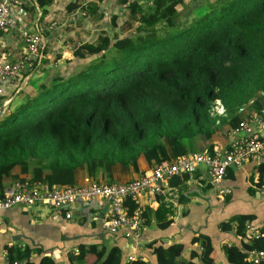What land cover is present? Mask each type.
<instances>
[{"label": "trees", "instance_id": "1", "mask_svg": "<svg viewBox=\"0 0 264 264\" xmlns=\"http://www.w3.org/2000/svg\"><path fill=\"white\" fill-rule=\"evenodd\" d=\"M37 1L43 6L47 0ZM122 3L137 18L134 31L81 45L74 55L88 62L67 76L50 78L0 117V195L3 177L13 175L15 167L49 186L75 184L83 168L93 177L103 170L106 183H113L117 165L138 171L141 157L149 165L173 161L197 152L198 138L209 142L212 152L216 130L236 127L241 105L251 99L258 108L264 103V0H228L200 15H193L185 0ZM85 9L98 11L94 4ZM255 180L257 187L264 185V164ZM126 206L129 214L139 207L131 200ZM156 211L172 213L164 205ZM141 216L144 222L142 211ZM253 219L237 215L221 224L223 231L234 229L244 244L224 247L228 264H264V258L254 263L249 257L252 251L264 252V222L252 225ZM169 224L166 217L161 225ZM193 243L202 251L192 249L187 257L180 243L150 247L157 264H217L210 237L199 235ZM8 249L9 260L33 264L29 250ZM89 253H102L106 264L122 261L119 248L96 246H80L75 259ZM39 264L57 263L44 257Z\"/></svg>", "mask_w": 264, "mask_h": 264}, {"label": "crops", "instance_id": "2", "mask_svg": "<svg viewBox=\"0 0 264 264\" xmlns=\"http://www.w3.org/2000/svg\"><path fill=\"white\" fill-rule=\"evenodd\" d=\"M226 1L185 0L191 6L193 15L205 13L212 5ZM23 2L26 15L20 23L39 33L44 46V58L37 70L25 74L23 79L15 80L12 85H5L6 94L0 98L3 115L27 101L50 78L56 75L67 76L78 65L88 62V59H79L74 55L81 45H96L107 36L111 39L115 35L124 36L127 28H135L137 22L136 19L131 20V14L122 0H47L43 6L37 0ZM73 4L78 7L70 10ZM88 4H94L98 11L88 13V9H85ZM115 16L118 23L116 27L113 23ZM2 52L10 61L24 57V41L15 31L9 30L3 35ZM252 109L258 107H248V111ZM232 140L231 129L225 124L216 130L210 143L213 150L223 149ZM208 144L198 138L195 143L197 150L194 151L206 152L210 147ZM263 162L262 158L252 157L242 166L230 168L222 183H214L203 166L193 174H180L164 181L158 192L145 193L137 200L138 209L144 213V226L138 234L125 229L111 232L104 228L101 221L93 220L95 215L103 219L108 214L107 201L99 198L78 200L73 207L71 219L56 214L51 206L42 204L0 210V264L4 263L3 252L14 246L29 250L31 253L28 261L33 264H39L44 257L53 258L57 264H94L98 260V264L107 263L102 253H89L82 260L75 259L80 246H96L107 251L117 247L122 253L121 264L137 259L146 264H157V256L151 244L168 247L180 243L184 247L183 256L187 257L192 249L202 251L200 243H193V238L199 235L211 238L217 264H228L224 247L236 244L243 248L244 244L234 229L223 231L221 224L237 215L253 216L254 219L250 221L252 225L264 222V187H257L256 180L253 181ZM155 166V162L149 165L144 157L138 161V171L133 167L117 165L113 183L137 179ZM76 175V183L73 185L108 181L103 170L97 171L93 177L83 168ZM31 179L30 172L22 173L15 167L13 175L3 177L2 191H11L20 181L32 182L39 189L48 185L45 181ZM221 190L224 192L219 195ZM160 205L171 208L172 213H156ZM166 217L171 220V224L162 227Z\"/></svg>", "mask_w": 264, "mask_h": 264}, {"label": "built area", "instance_id": "3", "mask_svg": "<svg viewBox=\"0 0 264 264\" xmlns=\"http://www.w3.org/2000/svg\"><path fill=\"white\" fill-rule=\"evenodd\" d=\"M25 15L23 0H0V98L5 93V85H12L15 80L23 79L25 74L37 70L44 58V46L39 33L20 23ZM9 30L15 31L25 44L24 57L18 61L8 60L2 52V38ZM254 105L255 99H251L238 108L240 119L238 125L231 129L233 140L227 148L187 153L173 161H162L141 177L126 183L54 184L39 189L32 182L20 181L11 191L0 195V210L42 204L51 206L56 214L71 219L78 200L99 198L109 203L108 214L103 219L95 215L93 220L101 221L104 228L111 232L125 229L138 234L144 226L141 211L137 209L129 214L126 206L128 200L137 201L145 193L154 194L164 181L180 174H193L201 166L205 167L214 183H222L230 168L242 166L252 157L264 159V103L258 109L248 111V107ZM216 111L219 114L224 112L220 101H217ZM223 192L221 190L218 194ZM238 238L242 239L240 236ZM3 256V264H27L26 261L9 260L8 250L3 252ZM249 257L258 263L264 258V252L252 251Z\"/></svg>", "mask_w": 264, "mask_h": 264}, {"label": "rangeland", "instance_id": "4", "mask_svg": "<svg viewBox=\"0 0 264 264\" xmlns=\"http://www.w3.org/2000/svg\"><path fill=\"white\" fill-rule=\"evenodd\" d=\"M203 1H205V0H203ZM214 1H217V0H207V2H214ZM131 20L132 21H134V19H136L137 20V18L135 17V16H133V15H131ZM125 20H130V18H124ZM124 20V21H125ZM138 24V21L136 22V25ZM132 31H134V28L133 27H130V28H127V33L126 32H124V34L126 33V34H128V33H130V32H132ZM125 36V35H124Z\"/></svg>", "mask_w": 264, "mask_h": 264}, {"label": "water", "instance_id": "5", "mask_svg": "<svg viewBox=\"0 0 264 264\" xmlns=\"http://www.w3.org/2000/svg\"><path fill=\"white\" fill-rule=\"evenodd\" d=\"M3 113H4V110L3 109L0 110V117L3 115ZM107 207H109V203L107 204Z\"/></svg>", "mask_w": 264, "mask_h": 264}]
</instances>
